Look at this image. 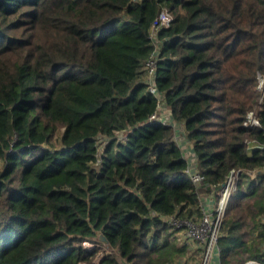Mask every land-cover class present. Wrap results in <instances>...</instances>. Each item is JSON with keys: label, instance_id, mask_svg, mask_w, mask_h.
<instances>
[{"label": "trees", "instance_id": "1", "mask_svg": "<svg viewBox=\"0 0 264 264\" xmlns=\"http://www.w3.org/2000/svg\"><path fill=\"white\" fill-rule=\"evenodd\" d=\"M163 8L153 77L176 129L149 120ZM259 73L264 0H0V264H85L100 245L101 264H178L189 245L165 217L199 219L231 171L219 263L264 264Z\"/></svg>", "mask_w": 264, "mask_h": 264}, {"label": "built area", "instance_id": "2", "mask_svg": "<svg viewBox=\"0 0 264 264\" xmlns=\"http://www.w3.org/2000/svg\"><path fill=\"white\" fill-rule=\"evenodd\" d=\"M171 13L163 8L161 9L156 17L154 18L151 25V39L155 46V52L152 57L145 63L144 68L146 69V82H147V90L152 93L158 99L156 109L149 116L150 121H158L160 123H171L174 128H177L175 122H172L170 111L165 105V102L161 100V94L158 92L157 87L154 83V66L155 59L154 55L160 48L161 40L157 38V29L161 26H167L171 21ZM257 87L259 89V95L257 97L258 102H261L264 97V75H257ZM244 125L249 127L259 126L260 121L255 114V112L249 111L246 113L245 120L243 122ZM120 137L123 138V134L120 133ZM176 134L175 139L177 140L179 146L182 149L184 157L187 160L188 166L186 169V173L191 181L196 184H201L203 180V176L197 171V168L194 166L192 168V162L196 161V155L194 154L191 143L184 138V136ZM234 180L235 173L230 172L227 176L225 183L223 184L221 190L219 191V197L217 200H214L212 197L201 198L200 201V209L201 216L199 219L193 221L189 219H181L177 216H166L165 219L174 227L178 228L181 233V242L186 243H194L196 242L198 245V249L200 251V255L202 256L201 264H220L219 263V249L217 246V239L219 236V228L221 225L222 218L225 213V209L230 202V197L232 190L234 189ZM190 239V241H189ZM89 246H94V243L85 241ZM84 242V243H85ZM104 248V252L101 253L100 257L95 258L92 264H101V259L104 253H111L106 245H101ZM244 264H260L256 260H249Z\"/></svg>", "mask_w": 264, "mask_h": 264}, {"label": "rangeland", "instance_id": "3", "mask_svg": "<svg viewBox=\"0 0 264 264\" xmlns=\"http://www.w3.org/2000/svg\"><path fill=\"white\" fill-rule=\"evenodd\" d=\"M178 138L179 137V134H178ZM1 164V163H0ZM181 232L179 233H176V235L178 236V238L181 240ZM190 241V239H189ZM85 242V241H84ZM83 242V245L84 246H89L86 242L84 243ZM189 245V249L186 253L185 256H183L182 258H180L178 264H201L202 262V256L200 255V251L198 249V245L196 242L192 243V244H187ZM197 248V249H196ZM104 252V248L103 246H99V249H98V252L96 253V255L94 256V258L91 260V262L89 263H85V264H92V262L95 260V258L97 257H100L101 256V253Z\"/></svg>", "mask_w": 264, "mask_h": 264}, {"label": "water", "instance_id": "4", "mask_svg": "<svg viewBox=\"0 0 264 264\" xmlns=\"http://www.w3.org/2000/svg\"><path fill=\"white\" fill-rule=\"evenodd\" d=\"M97 237L100 241L106 242V238L101 233H99Z\"/></svg>", "mask_w": 264, "mask_h": 264}, {"label": "crops", "instance_id": "5", "mask_svg": "<svg viewBox=\"0 0 264 264\" xmlns=\"http://www.w3.org/2000/svg\"><path fill=\"white\" fill-rule=\"evenodd\" d=\"M194 166L196 167V161L192 162V168H194ZM260 172L258 171L255 175H256V178L259 176ZM190 244V243H189ZM197 249V248H196ZM217 264V263H215Z\"/></svg>", "mask_w": 264, "mask_h": 264}]
</instances>
